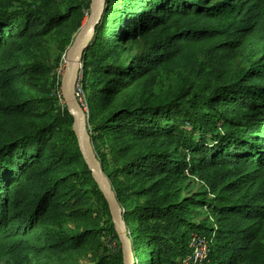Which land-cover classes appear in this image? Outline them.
<instances>
[{"label": "trees", "instance_id": "16d2710c", "mask_svg": "<svg viewBox=\"0 0 264 264\" xmlns=\"http://www.w3.org/2000/svg\"><path fill=\"white\" fill-rule=\"evenodd\" d=\"M91 3L0 0V264H124L49 82V47L63 60ZM201 55L248 69L214 83ZM81 62L87 130L136 263L182 264L198 236L204 264H264V0H107ZM162 70L192 83L158 92ZM190 177L209 190L186 193Z\"/></svg>", "mask_w": 264, "mask_h": 264}, {"label": "water", "instance_id": "95a60500", "mask_svg": "<svg viewBox=\"0 0 264 264\" xmlns=\"http://www.w3.org/2000/svg\"><path fill=\"white\" fill-rule=\"evenodd\" d=\"M107 0H92L91 7L93 13L89 21L78 32L75 40L66 53L68 68L63 79V95L65 105L74 118L73 131L78 141L80 152L85 163L92 172L93 179L102 192L109 206L117 236L121 245L124 264H137L135 252L127 228L124 211L117 199L114 188L106 176L102 163L95 153L92 140L87 130L88 115L83 108L76 93L77 83L80 80L83 69L82 57L89 50L97 27L100 25L105 12Z\"/></svg>", "mask_w": 264, "mask_h": 264}, {"label": "rangeland", "instance_id": "374dc122", "mask_svg": "<svg viewBox=\"0 0 264 264\" xmlns=\"http://www.w3.org/2000/svg\"><path fill=\"white\" fill-rule=\"evenodd\" d=\"M86 20H87V14L83 22V27L86 24ZM49 54L51 58L50 63H49V66L51 68L49 82H50V85H52L54 96L57 98L58 106L62 108L65 105V99L63 95L62 86H63V79L67 72V68H68L67 57L66 55H63V60L59 61L58 58H60V56L62 57V55H60V53L57 50V47L55 46L49 47ZM199 60L203 62V66H204L203 71L205 72V74H209L213 71V81L212 82L214 83L216 82L223 83V79L225 78L228 71H230V68L232 69L235 68L236 70L248 69V63H247L246 58L244 57L238 59L234 64H230V63L219 64L217 61L218 60L217 58L211 60V59L206 58V56L204 55H201L199 57ZM211 63L213 65L212 67H211ZM209 66L211 67V69L209 68ZM213 68H215V70ZM160 76L161 77L159 78V82H158V92L167 91L175 83H179V84H182V83L191 84L192 83V80L185 81L181 73H179L178 71L162 70L160 71ZM203 82L204 83L207 82L206 77ZM79 101L81 102V100ZM186 185L188 187V190H186V193H189V194L209 190L208 186L204 182L194 177H190ZM209 198L211 200L212 199L214 200L213 197H209ZM200 212H201V218L199 219L200 221L205 220L207 223H212V224L216 222L213 219V216L211 215L209 211L202 210ZM199 220H197L196 222H199ZM105 245L109 253L117 251L116 244L111 239H107L105 242ZM23 261L25 264H51L50 262H39L35 260L28 261V258L23 259ZM89 262H90L89 258H83V259H80L77 264H89ZM5 264H11V263H5Z\"/></svg>", "mask_w": 264, "mask_h": 264}, {"label": "built area", "instance_id": "2783aa9c", "mask_svg": "<svg viewBox=\"0 0 264 264\" xmlns=\"http://www.w3.org/2000/svg\"><path fill=\"white\" fill-rule=\"evenodd\" d=\"M76 93L82 100V89L77 84ZM210 253V242L205 237L194 236L191 242V253L183 260L182 264H204Z\"/></svg>", "mask_w": 264, "mask_h": 264}, {"label": "bare ground", "instance_id": "6f19581e", "mask_svg": "<svg viewBox=\"0 0 264 264\" xmlns=\"http://www.w3.org/2000/svg\"><path fill=\"white\" fill-rule=\"evenodd\" d=\"M92 13H93V10H92ZM91 15H92V14H91ZM91 15H90V17H91ZM90 17H89V18H87V20H86V23L89 21Z\"/></svg>", "mask_w": 264, "mask_h": 264}]
</instances>
